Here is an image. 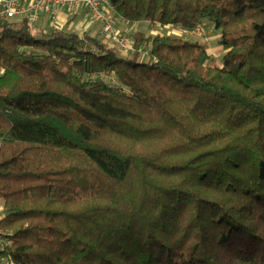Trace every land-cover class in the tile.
Here are the masks:
<instances>
[{"label":"trees","instance_id":"trees-1","mask_svg":"<svg viewBox=\"0 0 264 264\" xmlns=\"http://www.w3.org/2000/svg\"><path fill=\"white\" fill-rule=\"evenodd\" d=\"M134 53L0 23L12 264H264V0H112ZM148 54L151 60L141 62ZM108 73L114 82L101 76Z\"/></svg>","mask_w":264,"mask_h":264},{"label":"built area","instance_id":"built-area-1","mask_svg":"<svg viewBox=\"0 0 264 264\" xmlns=\"http://www.w3.org/2000/svg\"><path fill=\"white\" fill-rule=\"evenodd\" d=\"M81 9L87 10L92 19L102 25L103 35L109 36L117 48L131 57L130 54L135 51L134 41L131 35L115 30L112 18L114 14L112 0H33L30 2L3 0L0 4V23L27 19L34 25L41 15L50 16L54 20L62 10H65L69 17H74ZM205 26V24H199L193 30L171 27L166 29H173L172 33L175 36L199 39L207 35ZM174 29L176 30L174 31ZM161 30L163 32V29ZM101 76L108 77L109 80L114 82V78L108 73H102ZM9 244L8 239L0 234V264H12L5 256Z\"/></svg>","mask_w":264,"mask_h":264},{"label":"crops","instance_id":"crops-1","mask_svg":"<svg viewBox=\"0 0 264 264\" xmlns=\"http://www.w3.org/2000/svg\"><path fill=\"white\" fill-rule=\"evenodd\" d=\"M3 0H0V4ZM23 2H30L33 0H22ZM113 25L116 31L123 33L122 31H129L131 33L140 31L136 25L126 23L119 19L116 15H112ZM33 26V33L38 37H44L51 35L54 32H60L65 34H76L81 37L87 35L92 38L98 39L110 48H116L112 43L109 36L102 34V25L94 21L87 10L81 9L74 17H69L65 10H62L56 16V19H52L50 16L41 15L36 24ZM120 52L121 56L129 57V54ZM223 52V51H222ZM132 56V53L130 54ZM3 207L0 206V218L4 216Z\"/></svg>","mask_w":264,"mask_h":264},{"label":"rangeland","instance_id":"rangeland-1","mask_svg":"<svg viewBox=\"0 0 264 264\" xmlns=\"http://www.w3.org/2000/svg\"><path fill=\"white\" fill-rule=\"evenodd\" d=\"M205 27H206V37L204 38H199V39H196V38H189V37H185L187 39H191L192 41H198V42H206L209 47H210V53H211V58L212 60L209 62V65L210 66H221L222 64V60H223V56H224V52H222L220 46H219V33L217 31L214 30V26L212 23L210 22H205ZM136 27H138V30L146 33L147 35L149 34H165V35H173V29H163V32L161 30L160 27L156 28L155 26H151L150 24L148 25L147 23H141V24H137ZM176 29H174L175 31ZM124 34H127V35H132L131 32L129 31H122ZM134 33V32H133ZM178 36V35H176ZM180 37H183V36H180ZM117 48V47H116ZM119 49V48H118ZM121 50V49H119ZM119 55L120 52H118ZM151 60V58L149 57L148 54H142L140 56V61L141 62H149ZM105 79H108V77H106ZM109 80V79H108ZM2 204L0 203V206Z\"/></svg>","mask_w":264,"mask_h":264}]
</instances>
